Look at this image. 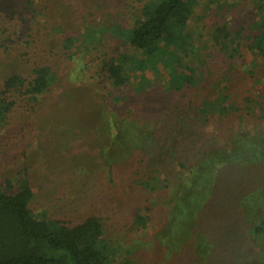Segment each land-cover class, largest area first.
<instances>
[{
	"label": "rangeland",
	"instance_id": "obj_1",
	"mask_svg": "<svg viewBox=\"0 0 264 264\" xmlns=\"http://www.w3.org/2000/svg\"><path fill=\"white\" fill-rule=\"evenodd\" d=\"M148 1L0 0V103L5 98L15 103L9 113L2 107L0 115V190L16 192L26 178L36 216L72 223L99 218L112 264H264V250L253 236L263 200L243 202L254 198L255 177L264 169L220 167L217 180L209 181H215L213 195L206 194L209 204L199 201L204 207L193 213L190 195L184 196L187 204L177 200L182 179L151 194L134 183L150 170L139 165L143 154H133L124 165L132 154L116 150L130 140L128 122L169 124L179 112L190 115L221 93L232 96L237 113L206 122L197 116V150L188 141L181 153L201 150V158L209 146L264 135V59L254 50L264 0H199L187 26L193 50L183 64L201 73L203 83L168 93L169 79L160 67L147 75L151 84L138 94L134 86L114 88L105 64L123 56L141 59L127 38ZM219 29L228 30L229 42ZM69 39L77 42L68 50ZM38 67L55 75L46 94L36 101L4 95L5 80L16 73L31 81ZM119 96L125 103L116 101ZM251 99L263 110L256 106L244 113L243 103ZM163 167L179 171L174 159Z\"/></svg>",
	"mask_w": 264,
	"mask_h": 264
},
{
	"label": "trees",
	"instance_id": "obj_2",
	"mask_svg": "<svg viewBox=\"0 0 264 264\" xmlns=\"http://www.w3.org/2000/svg\"><path fill=\"white\" fill-rule=\"evenodd\" d=\"M198 4L199 0H150L143 5L140 17L135 21L127 38L129 45L140 52L141 59L130 61L123 56L105 64L111 85L114 88L134 86L136 93H144L151 84L147 75L151 72H161V67L169 79L166 88L168 93H179L184 89L201 86V73L183 64V56L193 50L187 26ZM256 28L254 50L264 59V10ZM217 32L222 33L224 41L229 42L231 35L228 30L226 32L219 29ZM76 42L75 39L66 41L67 49ZM222 46L228 52L224 43ZM234 53L237 54V51ZM127 65L130 67L127 68ZM246 72L248 73V70ZM54 82L55 75L49 67H38L34 70L31 81L16 73L5 80L4 95L17 93L36 101L39 96L47 93ZM210 97L190 115L179 112L176 120L170 121L169 124L156 120L155 126L139 127L127 120L131 127L127 135L130 140L122 149H116L118 154L125 151L130 152V156L132 154L124 165L131 164L128 161L136 158L137 155L133 154H143L139 165L145 163L150 170L143 181L134 183L151 194L170 188L176 177L178 181L182 179L178 187H183V195L177 200L180 199L182 205L187 204L184 196L190 195L193 213L204 207L198 204L199 201L204 205L209 204L206 194L210 196L214 193H210L209 189L214 190L215 184V181L212 184L209 181L217 180V169L220 167L264 169V135L260 134H255L253 138L234 137L226 142L224 147L209 146L207 149L210 151L206 149L204 157L202 155L201 158L197 155L201 150L187 156L181 153L180 150L188 141H191L194 150H197L196 139L200 137L195 131V126L198 125L197 116L206 122L211 118H226L237 113L238 106L229 94L221 93L217 101L211 100ZM124 98L119 96L116 101L123 104L127 100ZM6 99L8 98L0 103L1 116L2 107L5 113H9L15 106L14 102H8ZM256 106L263 110V105L258 99H251L246 104L243 103V112H250L251 109L258 108ZM113 114L120 119L117 111ZM163 142L167 143L157 152V147ZM171 159L176 161L179 171L170 173L163 167ZM260 174L261 177L258 174L255 177L256 187L252 190L255 192L254 198L244 197L243 202L254 199V204L260 200L264 203V174ZM33 199L34 193L26 178L20 180L16 192L0 190V264H112L114 255L107 249L104 228L99 218L88 217L78 223L40 218L31 210ZM253 236L254 242L262 247L263 251L264 213L253 230Z\"/></svg>",
	"mask_w": 264,
	"mask_h": 264
}]
</instances>
